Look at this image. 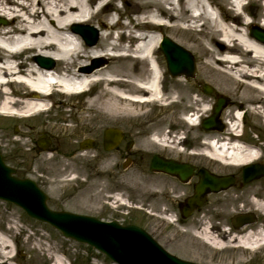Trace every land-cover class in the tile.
Here are the masks:
<instances>
[{"label":"bare ground","instance_id":"obj_1","mask_svg":"<svg viewBox=\"0 0 264 264\" xmlns=\"http://www.w3.org/2000/svg\"><path fill=\"white\" fill-rule=\"evenodd\" d=\"M118 1L0 0V18L7 19L6 23L0 22V119L37 118L49 108L50 97L80 93L87 97L83 108L64 112L62 122L55 127L72 134L78 120L81 127L77 133L83 135L90 121L102 120L100 128L104 122L144 117L147 112L143 107L151 104L170 106L177 103L179 95L166 87L167 70L156 54L160 35L152 33L166 26L193 35V47L203 58L201 73L217 82L220 92L230 95L235 102L225 111L235 122L224 131L207 132L201 154L229 168L259 160L260 152L255 146L237 139H219L227 132L239 130L242 109L264 117V41L250 33L252 22L238 11L240 6L244 10V0H227L231 10L234 9L227 14L222 6L216 9L209 0H147L139 3L141 9L127 0L130 12L135 14L126 13L123 6H118ZM112 9L129 18L123 26L126 30L118 31V36L114 32L120 21L110 13ZM154 9L165 14V18ZM95 18L99 19L100 39L88 44L72 26L89 23ZM166 18L171 23H167ZM197 22H203L201 28ZM135 27L141 28V32L136 33ZM19 55L20 63L15 59ZM37 56L51 58L53 67L39 63ZM97 60L103 61L89 70L88 66ZM173 81L174 88L187 82L183 76ZM54 86L60 92L52 90ZM259 102L263 105H258ZM194 103L198 105V120L210 106L208 103L200 105L195 98ZM185 118L192 123V128L198 126L192 116ZM169 121L168 117L156 120L151 127L153 133L144 137V142L150 146L169 142L164 129ZM172 135L177 137L170 136L176 145L185 141L177 132ZM260 185L258 188L255 183L243 190L231 188L220 195L221 204L216 213L218 223H213V228L204 223L198 232L204 242L220 250L226 249L230 242L235 252L233 259L240 263L250 262L251 258L263 253L264 220L239 228L232 226L229 230L225 226L229 216L238 209L253 211L259 216L264 214V179ZM240 201H245L243 207H237ZM0 242L1 254L12 258L13 251H6L12 243H7L1 232ZM10 263L22 264L20 259ZM54 264L68 263L62 256H56Z\"/></svg>","mask_w":264,"mask_h":264},{"label":"rangeland","instance_id":"obj_2","mask_svg":"<svg viewBox=\"0 0 264 264\" xmlns=\"http://www.w3.org/2000/svg\"><path fill=\"white\" fill-rule=\"evenodd\" d=\"M126 1L127 0L119 1L117 2V4L118 6H123V10L126 13H129L130 7L128 4H126ZM129 1L130 5L133 4L138 9H141L139 3L146 2L147 0H128V2ZM211 1L216 7L222 6V10L226 14L231 13V11H234V9L231 10V5L228 4L227 0ZM165 7L167 8L169 7V5L167 4ZM245 9H248L250 13V16H246V19L249 20L251 18V20H253L254 25L263 27L262 16L264 15V3H262L261 0H254L252 1V4H249ZM153 11L162 15L165 18V14L160 13L159 11L157 12L155 9ZM110 13L113 14L116 20V16L118 15L117 12L112 9ZM165 20L167 21V18ZM98 21L99 19L95 18L93 21L89 22V24H92L98 29V31H100L98 27ZM119 21L120 26L115 29L114 35H117L118 31L120 30H126V28L123 26H125L129 22V18L127 17V15H119ZM204 21L206 22V20ZM167 23L171 22L167 21ZM198 27L201 28L200 25H198ZM152 33H156L159 35L160 33H162L164 35H167L173 40L177 41V43L189 49L196 60V76L194 78L188 79L185 77L187 80V82L185 81L186 84L174 88L173 80L178 76H172L167 74V77L165 79V85L170 90H174L177 92V94L179 95V97L177 98V103L172 104L170 106L151 104L149 106L143 107V110L147 112L144 117H137L133 119L127 118L122 120L119 119L110 121L108 123L103 121L105 124L104 126H102L103 128L100 127L102 129H99V125L101 124L102 120L90 121L84 132V136H89L90 138L102 136V134L99 135V132L101 130V133H103L102 131L105 129L106 126L125 125L127 126V128H132L131 125H135L136 129H138V132L144 134L147 138L148 135L153 132V128H151L153 127L152 124L160 118L168 117L170 121L164 127L165 132L168 133V136L176 137L172 134L175 132H177V134L183 132V134L186 135L185 139H189L192 143L195 144V149H197L198 151L197 155L199 156V159L204 161L214 160L201 154L205 137L204 135L208 131L203 129L202 126L199 125L195 128H192L191 125L188 124L187 121L184 119L183 115L187 112H190L191 110H194L195 112L198 110V105H195L194 103L195 98L196 100H199L200 105L204 103H209L211 109L207 114H205V116H209L212 113V107L215 104L217 98H219L220 96H226L229 97L230 102L221 115V119L224 122L226 128V120H229V117H227L225 111L233 107L235 102L230 95L220 92L217 82L213 81L212 79L201 73V62L203 58L193 47V35L190 32H183L177 29H172L170 27L160 26L157 30H154ZM201 36L202 35H200V37ZM157 50L156 54L158 56V59L163 64L164 69L166 70L167 64L165 57L161 51ZM205 84H208L213 88L212 92H204L203 87ZM86 98L87 97L85 96H53L50 99V101L52 100L54 102L52 109H49V112L42 113V115L37 118L0 119V141L6 142L11 148L17 147L20 149L28 150L20 145H23L24 143L26 145H31V137H35L37 132L39 131H43L44 133L47 132L46 134H52L59 138L72 137V139L78 140L81 138V136H83L78 135L77 133V131L81 127V123L78 122V120H76L74 123V125H76V130L73 131L74 133L72 134H65L59 127L57 129L55 125L60 124V122H62L64 112H68L71 110H81L84 106V100ZM50 105L51 104H49V106ZM232 120L233 117L230 119V121ZM244 121L245 136H243V139L248 140L252 143H258L259 145H262V147H264V117L259 118L249 112H245ZM148 126L149 128L147 129ZM15 129H17V133L14 132ZM138 132L135 133L137 134ZM159 132L161 133V131ZM69 143V148H72V145H75L74 141L72 143ZM81 153L85 155L83 156ZM81 153H79V156L76 157H83L82 159H79V161H87L89 152ZM51 157H53L54 159H50V162L47 167L49 170L47 171L52 179H48V181L45 182L46 185L44 186V188H46L47 191L50 193L49 195L51 197V202L54 204L66 203L67 208L69 209L87 211V201H89L92 197H98L91 193L92 191L89 185L87 184V181L85 180L82 183L75 185L74 183H72L73 181H62L60 179H57L60 176L59 172L63 171V167H68L71 164V161L77 158L73 157V153L51 154ZM216 161L217 160H215L214 162ZM261 162L264 163V158ZM216 163L215 164L217 166L222 168L224 167L223 171L224 169H228L225 168L227 166H225L224 164L220 162ZM118 169L119 168H114V170ZM132 170L134 171L135 175L137 169H130L127 170L123 174V176L125 175L126 177L128 173L130 175V173H132ZM228 171H231V169H228ZM76 173L81 174V169L72 170V172H69L68 176H72V174ZM87 176L88 174L85 175V177ZM117 179L120 180L119 176L117 177ZM260 179L253 180L251 182H243V184H245L244 186H247L248 184L253 186L255 183H257L256 187L260 188L262 186L260 185L262 179ZM133 180L134 181H127V185L129 186L133 183L140 182L136 181L135 179ZM240 182H242L241 177H237V182L235 181L234 185L237 186L240 184ZM126 198L128 199V195H126ZM128 201L135 203L138 200H131L129 198ZM216 213L217 208L215 210L213 209L211 213L203 217V221L206 224H209V226L211 225L210 227L212 228L213 223H218ZM238 213L235 211L232 215H230L231 217H229L232 218L235 214ZM256 216V221L264 220V214L262 216L256 214ZM141 224L145 225V223ZM158 227H161V231L158 229ZM175 227L176 226L173 225L172 222H167L165 220V222L163 223L159 221L154 226H149L146 228L150 231L151 234L157 236L160 239L159 242L163 244L164 247L184 259L196 261L202 264H236L234 263L236 261L233 259V255L235 252L232 250L230 251V249L227 248L219 252L215 245L204 242L198 234L201 229L191 228L189 226H186L184 228ZM0 232L6 237L7 243L13 244V248L8 246L6 251H13L14 258L18 256L21 259L20 263L22 264H54V259L56 256H62L65 262L71 261L72 264H100V261L102 260L101 258L93 256L87 244H81L73 239L65 237L59 230H56L49 224L30 218L20 207L16 206L15 204L4 202L2 200H0ZM1 251L2 245L0 242V264H10L11 258L9 257L7 259L6 257H4L1 254ZM231 259L234 262H231ZM103 263L113 264L112 262L107 261ZM248 264H264V251L261 255L259 254L258 256L251 258L250 263Z\"/></svg>","mask_w":264,"mask_h":264},{"label":"flooded vegetation","instance_id":"obj_3","mask_svg":"<svg viewBox=\"0 0 264 264\" xmlns=\"http://www.w3.org/2000/svg\"><path fill=\"white\" fill-rule=\"evenodd\" d=\"M114 126L120 127L121 136L117 141V145L111 150L105 149L104 146L105 129L102 131L103 133H101V130L99 132V135L102 134V136L91 138L92 148L88 150L80 148V144L85 138L84 135L75 140L72 137L61 136L62 138H59L52 134H46L47 132H43L49 142L46 150L38 145V137L42 132H39L35 137H31V145L23 146L28 150L17 147L11 148L3 141H0V147L4 159L8 164L14 166L18 176H30L44 186L48 179H52L47 171L49 170L47 167L51 153H75V156L77 153L91 152L88 153L87 161H79V159H82L81 157L74 159L68 167L64 166L57 179H68L69 172L81 169V174H75L78 177L77 185L82 183L81 179H86L92 191L91 193L98 196L87 201V206H85L88 214L107 221L118 220L125 224L136 223L144 228L152 227L159 221L164 222L157 217L175 218V228L189 226L201 229L203 227L205 223L203 217L219 207L221 204L220 195L227 193L231 188L217 193L210 192L205 196L200 194L196 203H190L189 198L197 193V185L201 178L200 171L202 169H207L218 175L231 173L235 176L236 182L237 177H241L242 182L237 186L234 185L232 187L234 189L243 190L251 186L250 184L247 186L243 184L244 168L242 166L232 168L231 171L225 169L223 171V168L217 166L214 162L191 156V149L195 146L191 140L186 139L182 145H176L172 141L173 137L167 135L169 142L161 141L150 146L143 141L145 135L139 133L135 125H131L132 128H127L125 125ZM73 141L75 145L69 148V142L72 143ZM156 155L161 159L173 160L166 162L178 166L177 171L174 174H169L164 171L152 170L153 159ZM161 162L158 161L157 163ZM114 168L119 169L114 170ZM130 169H137L136 174L134 175L132 170L130 175L128 173L126 177L123 176ZM86 174H88L87 177H85ZM180 175L185 176L187 179H182ZM118 176L121 181L117 179ZM133 179L140 182L128 186L126 182L134 181ZM126 195H128V199L138 200V203H135L139 209H136L135 214H131V216L124 215L125 207L118 202L119 200H126ZM201 201L203 203H200ZM51 205L57 206V208L61 206L58 203H51ZM243 205H245V201H240L237 207H243ZM244 211L246 210L238 209L236 212ZM230 219L228 224H231L232 227L234 225ZM141 223H145V225ZM161 227H158L160 231ZM92 253L95 254L94 251Z\"/></svg>","mask_w":264,"mask_h":264},{"label":"water","instance_id":"obj_4","mask_svg":"<svg viewBox=\"0 0 264 264\" xmlns=\"http://www.w3.org/2000/svg\"><path fill=\"white\" fill-rule=\"evenodd\" d=\"M74 30L82 33L88 44H94L98 40V31L92 26H75ZM252 32L264 40V30L253 27ZM162 48L173 75L195 76L196 63L189 50L169 37H164ZM38 60L47 67L54 65V61L50 58L40 56ZM100 64V61H96L88 69L91 70ZM205 91L210 92L211 89L205 88ZM228 103L229 98L226 97L218 100L213 115L204 120L203 124L206 129L223 128L219 121V115ZM109 131L107 134L110 133ZM108 145L106 144V146ZM155 168L166 171L174 170L173 166ZM261 168L246 167L245 180L250 181L263 175L264 171ZM12 172V169L4 164L0 154V198L17 203L31 216L51 223L68 237L94 244L120 264H197L169 254L152 237L140 229L124 228L116 223L104 226L88 216L50 210L46 203V194L36 183L27 179H18L12 175ZM230 183H232V179L227 176L213 177L205 173L202 177V186L211 185L213 189L217 190L228 187Z\"/></svg>","mask_w":264,"mask_h":264}]
</instances>
